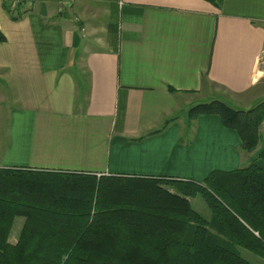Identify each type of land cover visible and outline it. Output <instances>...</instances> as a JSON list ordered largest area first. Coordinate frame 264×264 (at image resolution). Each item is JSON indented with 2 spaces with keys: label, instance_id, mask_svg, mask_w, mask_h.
I'll use <instances>...</instances> for the list:
<instances>
[{
  "label": "crops",
  "instance_id": "crops-1",
  "mask_svg": "<svg viewBox=\"0 0 264 264\" xmlns=\"http://www.w3.org/2000/svg\"><path fill=\"white\" fill-rule=\"evenodd\" d=\"M216 3L36 0L13 21L0 0V168L202 182L247 166L264 122L248 153L218 116L187 117L264 100V0Z\"/></svg>",
  "mask_w": 264,
  "mask_h": 264
},
{
  "label": "trees",
  "instance_id": "trees-1",
  "mask_svg": "<svg viewBox=\"0 0 264 264\" xmlns=\"http://www.w3.org/2000/svg\"><path fill=\"white\" fill-rule=\"evenodd\" d=\"M199 115L218 116L242 150L257 148L264 100L246 111L221 101L187 111ZM196 198L207 216L191 206ZM239 249L264 261V147L202 182L0 168V264H252Z\"/></svg>",
  "mask_w": 264,
  "mask_h": 264
},
{
  "label": "rangeland",
  "instance_id": "rangeland-1",
  "mask_svg": "<svg viewBox=\"0 0 264 264\" xmlns=\"http://www.w3.org/2000/svg\"><path fill=\"white\" fill-rule=\"evenodd\" d=\"M36 1V0H35ZM34 1V2H35ZM2 4H3V8L5 10V12L9 15L8 13V9L6 8L5 6V2L4 0H2ZM24 7H28L30 5H23ZM17 13V8L15 11H11V14L14 15ZM5 42V41H4ZM263 68H264V57H263ZM204 103H208V102H204ZM191 206L198 212H200L202 215H205L207 216L209 211L208 209L206 208L205 204L203 203V201L200 199V198H196L194 200H191ZM239 253L240 255L245 258L247 261H249L250 263L252 264H264V261L258 257H256L255 255L247 252V251H244V250H241L239 249Z\"/></svg>",
  "mask_w": 264,
  "mask_h": 264
},
{
  "label": "built area",
  "instance_id": "built-area-1",
  "mask_svg": "<svg viewBox=\"0 0 264 264\" xmlns=\"http://www.w3.org/2000/svg\"><path fill=\"white\" fill-rule=\"evenodd\" d=\"M35 0H4L6 8L11 12L23 5H31Z\"/></svg>",
  "mask_w": 264,
  "mask_h": 264
}]
</instances>
